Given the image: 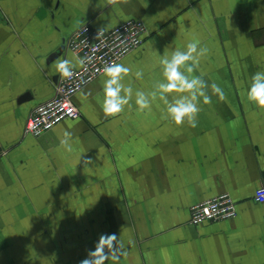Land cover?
I'll return each mask as SVG.
<instances>
[{
  "label": "crops",
  "instance_id": "0c3cea01",
  "mask_svg": "<svg viewBox=\"0 0 264 264\" xmlns=\"http://www.w3.org/2000/svg\"><path fill=\"white\" fill-rule=\"evenodd\" d=\"M128 18L145 25L141 45L117 62L132 69L123 82L134 92L163 82L164 53L193 39L209 49L195 74L205 73L211 104L201 100L197 127L162 119L158 99L141 113L133 98L106 118L101 73L73 95L76 118L25 133L33 106L54 94L55 60L76 57L56 53L67 35ZM258 71L264 0H0V264H80L111 234L123 244L117 264H264V202L254 200L264 186V110L246 96ZM65 131L72 152L60 146ZM222 192L234 217L189 223L193 203Z\"/></svg>",
  "mask_w": 264,
  "mask_h": 264
},
{
  "label": "clouds",
  "instance_id": "9594fccd",
  "mask_svg": "<svg viewBox=\"0 0 264 264\" xmlns=\"http://www.w3.org/2000/svg\"><path fill=\"white\" fill-rule=\"evenodd\" d=\"M123 3L129 4L131 0H108V4ZM104 29L97 32L96 39L103 35ZM209 49L207 46H201L198 39H193L187 43L185 50L179 48L173 50L170 55L164 53L160 56L159 65L162 68L163 82L154 85V90H133L129 83L123 82L125 77L132 72L130 67L121 63H109L103 69L106 79L103 81L104 98L102 101V110L104 116L116 117L120 115L125 107H131V101L135 98V104L139 112L145 110L151 111L153 102L162 101L166 106L162 110V119L171 121L175 126L187 124L195 128L198 124V115L201 112L200 103L211 104V96L207 94L209 85L204 80L205 73H195L200 69L201 59L207 57ZM91 58L75 57L74 59L57 58L54 62L55 71L61 79H71L74 69L79 66L83 68ZM134 76L142 80L144 72L142 69L135 71ZM213 95L218 96L219 100L225 101L226 94L223 89L215 82L210 85ZM176 93L169 99V94ZM247 100L256 105L257 108L264 110V71H258L251 77V83L248 87ZM72 133L65 131L60 139V146L67 152H72ZM85 165L91 163V160H85ZM130 244L134 243L129 241ZM123 244L119 241L116 234L101 235L95 249L88 252L85 259L80 264H106L111 260L117 264L119 256L122 253ZM123 255H127L123 252Z\"/></svg>",
  "mask_w": 264,
  "mask_h": 264
},
{
  "label": "built area",
  "instance_id": "2783aa9c",
  "mask_svg": "<svg viewBox=\"0 0 264 264\" xmlns=\"http://www.w3.org/2000/svg\"><path fill=\"white\" fill-rule=\"evenodd\" d=\"M99 29L83 23L67 35L65 50L91 60L83 68L77 66L71 79L58 78L54 94L33 106L25 122V133L39 136L65 119L76 118L79 110L73 103V95L103 73L106 65L117 63L140 46L145 33V25L138 18H128L108 29L103 28V35L96 39ZM3 154L0 142V156ZM254 200L264 202V186L255 189ZM189 210L191 224L220 221L237 214L235 201L228 192L193 203Z\"/></svg>",
  "mask_w": 264,
  "mask_h": 264
},
{
  "label": "water",
  "instance_id": "95a60500",
  "mask_svg": "<svg viewBox=\"0 0 264 264\" xmlns=\"http://www.w3.org/2000/svg\"><path fill=\"white\" fill-rule=\"evenodd\" d=\"M64 50V45H60V47L57 49L56 53L60 54Z\"/></svg>",
  "mask_w": 264,
  "mask_h": 264
}]
</instances>
